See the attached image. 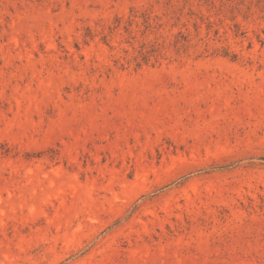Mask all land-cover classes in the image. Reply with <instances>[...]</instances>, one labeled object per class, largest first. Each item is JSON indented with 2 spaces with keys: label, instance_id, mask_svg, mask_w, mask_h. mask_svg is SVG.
Returning <instances> with one entry per match:
<instances>
[{
  "label": "rangeland",
  "instance_id": "1",
  "mask_svg": "<svg viewBox=\"0 0 264 264\" xmlns=\"http://www.w3.org/2000/svg\"><path fill=\"white\" fill-rule=\"evenodd\" d=\"M0 264H264V0H0Z\"/></svg>",
  "mask_w": 264,
  "mask_h": 264
}]
</instances>
